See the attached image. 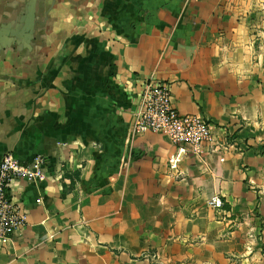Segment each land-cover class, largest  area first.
<instances>
[{
    "label": "crops",
    "instance_id": "obj_1",
    "mask_svg": "<svg viewBox=\"0 0 264 264\" xmlns=\"http://www.w3.org/2000/svg\"><path fill=\"white\" fill-rule=\"evenodd\" d=\"M149 78L212 122L201 155L132 133ZM8 151L48 166L0 264H264V0H0Z\"/></svg>",
    "mask_w": 264,
    "mask_h": 264
},
{
    "label": "built area",
    "instance_id": "obj_2",
    "mask_svg": "<svg viewBox=\"0 0 264 264\" xmlns=\"http://www.w3.org/2000/svg\"><path fill=\"white\" fill-rule=\"evenodd\" d=\"M144 132L166 136L180 152L189 146L201 155L204 144L213 138V124L202 116L180 113L174 106L170 83L149 78L144 81L132 125L133 134ZM47 166L48 159L43 155L23 163L10 151L3 154L0 162V240L11 236L28 220L24 206L11 196V184L17 178L44 181ZM209 204L221 208L224 203L216 194L210 198Z\"/></svg>",
    "mask_w": 264,
    "mask_h": 264
}]
</instances>
